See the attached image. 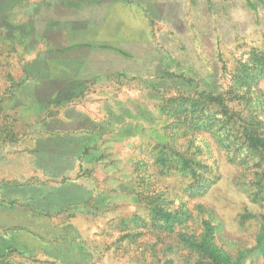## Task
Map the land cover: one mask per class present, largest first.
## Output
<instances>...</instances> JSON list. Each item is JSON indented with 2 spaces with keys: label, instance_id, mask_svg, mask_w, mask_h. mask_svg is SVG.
Segmentation results:
<instances>
[{
  "label": "rangeland",
  "instance_id": "1",
  "mask_svg": "<svg viewBox=\"0 0 264 264\" xmlns=\"http://www.w3.org/2000/svg\"><path fill=\"white\" fill-rule=\"evenodd\" d=\"M81 1L0 0V223L29 203L44 214L33 227L66 224L59 244L78 250L58 264H264V157L234 125L244 115L264 136V9L231 0L212 17L211 60L189 46L182 72L140 85L102 83L75 102L94 125L66 134L61 114L25 102L35 93L44 100L49 88L35 87L45 70L61 73V62L43 58L66 45L61 29ZM191 138L201 182L177 169L175 150ZM161 153L171 170L157 162ZM87 192L89 201L76 205ZM2 256L57 264L29 240Z\"/></svg>",
  "mask_w": 264,
  "mask_h": 264
},
{
  "label": "crops",
  "instance_id": "2",
  "mask_svg": "<svg viewBox=\"0 0 264 264\" xmlns=\"http://www.w3.org/2000/svg\"><path fill=\"white\" fill-rule=\"evenodd\" d=\"M231 2V0L81 1L75 10L77 18L67 19V24L61 29V32L64 33L66 30L69 34L65 38L66 45L50 49L47 57L51 58H43L50 61V64L61 62L59 67L61 89L46 93L43 103L28 95L25 105L34 111L61 114L60 123L58 122L60 132L65 131L67 134L70 131L77 133L90 129L95 119L83 112L85 109L77 106L81 102L76 104V101L95 92L96 89L104 90L109 81L117 78L133 80L140 85L182 72L180 57L189 46L195 57L211 60L212 17L227 11ZM245 2L255 13L259 12L261 7L264 9V0ZM202 18L204 21L201 24ZM220 38L221 36H214L216 48ZM49 72L52 70H45L43 77L52 76ZM46 77L44 79L47 80ZM102 83H106V86ZM61 92L66 95L61 97ZM37 209L41 208L32 209L29 203L25 204L21 209L14 211L15 215L11 214L0 223L2 230L0 250L3 249L0 251V264H13L10 258L7 259L2 254L9 249L19 250L25 245L26 240L38 246L45 256L54 259L57 264L64 261L62 255L76 254L78 249H75L77 247L73 241L66 240L62 245L59 244L60 235L67 229L66 224L57 228L45 221V224L51 225L49 230L48 226L47 228L41 226V229L32 226L33 223L40 222V214L44 215ZM45 215L46 218L50 216ZM54 248L56 250H53Z\"/></svg>",
  "mask_w": 264,
  "mask_h": 264
},
{
  "label": "trees",
  "instance_id": "3",
  "mask_svg": "<svg viewBox=\"0 0 264 264\" xmlns=\"http://www.w3.org/2000/svg\"><path fill=\"white\" fill-rule=\"evenodd\" d=\"M29 32H31V31H29ZM29 32L27 31V33H29ZM61 85L62 84H61V80H60V75L59 74H54V75L52 74V76L48 77L47 80L46 79L41 80V83L39 84V86L35 87V90L40 89L39 91H43V90H48L47 88H49V90L45 92V94H46L51 90L61 89ZM39 94L40 93H35V95L33 94L32 97H30V98L36 100L37 102L43 103L44 100L46 99V96L44 95V100L42 101L41 94H40V96H39ZM60 95L62 97V96H65L66 94L61 92ZM226 112L228 114L227 117H229V119L231 121L232 120L231 112L230 111H226ZM236 117L237 116H235V118H234V125L238 126L239 131H240L238 133H240L242 135L241 138H244L246 141L249 142V146H250L249 148H251V150L253 152H259L264 157V136L257 129L259 122L258 123L257 122L248 123V121L246 120L244 115H240V114H238L237 118ZM192 130H194L192 132V133H194L196 130H199V129H197V127L196 128L193 127ZM191 140H192V138H191ZM194 145H196V144L192 140L188 144L187 148L185 147L186 148L185 150L182 149L184 147V144H181L180 147L178 148V150H175V149H173V150H175V155L178 156V159L176 160V163L178 164L177 169L180 168L181 171H185L187 168L191 169L195 173L196 178H198L197 182H201L202 175L197 169V167L201 163V160H199L197 157H195V155L190 154V151H189L190 148H194ZM74 157H72V159L74 161L78 160L77 157L76 158H74ZM157 162L160 164H163L164 168L167 167L168 170L172 169L168 165V162H171L170 158L166 155L163 157L162 153L157 156ZM76 178H78V176ZM63 180H66V177H64ZM68 182L70 185L71 180H69V177H68ZM71 184H73V183H71ZM86 195H89V192L82 195V196H84L83 202L74 201L77 203L76 205L86 204L89 201V200H87L88 196H86ZM64 206H66V205L64 204ZM70 206H71V203H69V201H68V206H66V207L69 208ZM66 207H63V208L66 209ZM152 207H153V209L156 208V206H152ZM37 211H40V210L37 209ZM163 218H164V220H167L166 217H163ZM204 226H205V223H204ZM201 239H202V236H201ZM197 240L198 241H194V245L201 248L202 242L199 239H197ZM68 264H74V263H68ZM75 264H77V263H75Z\"/></svg>",
  "mask_w": 264,
  "mask_h": 264
}]
</instances>
